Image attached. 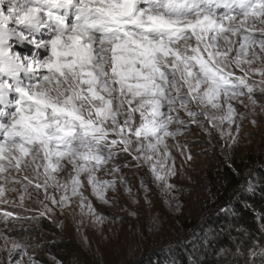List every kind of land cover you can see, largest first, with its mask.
Masks as SVG:
<instances>
[{
	"label": "snow or ice",
	"instance_id": "6c2138e0",
	"mask_svg": "<svg viewBox=\"0 0 264 264\" xmlns=\"http://www.w3.org/2000/svg\"><path fill=\"white\" fill-rule=\"evenodd\" d=\"M13 42L37 51L22 56ZM257 91L264 96V0H0V205L36 213L0 219L25 233L37 217L63 228L58 210L78 217V231L102 226L110 216L94 197L128 224L131 252L142 226L157 234L163 221L148 180L134 190L123 170L147 167L169 212L182 216L187 202L172 181L196 157L179 138L194 124L238 144L243 122L258 124ZM121 189L124 203L110 195ZM33 193L38 210L25 203ZM29 239L0 229V264H37Z\"/></svg>",
	"mask_w": 264,
	"mask_h": 264
},
{
	"label": "rangeland",
	"instance_id": "374dc122",
	"mask_svg": "<svg viewBox=\"0 0 264 264\" xmlns=\"http://www.w3.org/2000/svg\"><path fill=\"white\" fill-rule=\"evenodd\" d=\"M46 33L47 30L42 29L37 38L46 39ZM13 47L22 56H31L33 52L37 51L33 45L27 42L22 44L13 42ZM39 51L41 57H43L45 51L43 49ZM256 98L258 105L255 108V118L258 120V124L253 126L250 120H245L243 122V134L238 144L227 147L225 141L220 139L219 134L215 130H213V135L209 137L197 129L194 124L190 125L188 130L185 131L184 136L179 138L181 142L185 139L189 141V148L196 157L195 165L190 167L189 164H185L184 167L187 171L182 176L178 175L173 178L172 181L180 189L177 192V196L181 202H187V207L182 216L177 217L169 212L168 206L164 203L165 197L152 184L151 175L148 173L147 167L123 170L125 178L131 182L134 190L139 188L140 177L148 180L149 186L152 188L150 195L156 201L155 207L160 211L163 221L162 230L157 234L150 233L148 226H142L140 231L136 233L139 247L133 248V251H127L128 242L132 237L129 236V241H126L125 235L127 233L121 231V229H128V224L121 223L120 220H114V217H111V213L117 210L101 205L94 197H90V199H92L97 210L105 216H110V219L102 226L93 225L88 221L83 226H79L78 231V217L74 221L72 217L60 215L57 210V218L58 221H63V228L57 227L56 224L46 217H37L35 220L24 224V227L29 229L28 233L21 230L20 222L12 220H9L7 225H5L3 220L0 219V229L5 230L7 233L8 229L14 228L20 231L22 237L25 235L33 237V239L28 240V252L37 261V264H135L150 250L161 243L168 242L174 236L177 219H197L200 218L199 214L201 212L205 214L208 211L211 198L210 196L207 199L204 198V189H207L204 176L207 172H213L215 169L222 167L223 164H228L231 159H240L246 156H250L255 163L264 162V112H261L259 107L260 103H264V96L257 91ZM240 110L251 112V109H244L242 106ZM184 118L187 119L186 116ZM224 127L226 129L227 125ZM228 143L230 144L231 142L229 141ZM173 155L176 156V165L179 168L183 157L179 156L175 150H173ZM226 157L228 158L227 163H225ZM121 163H124L122 158ZM101 175L103 176V174ZM61 178H63V175ZM103 178L111 179L112 177L103 176ZM110 195H117L121 199V203L127 200L122 189L118 193H110ZM6 196L9 200L18 201L17 194L6 192ZM197 196L200 197L199 201H197ZM36 198L35 193H33L31 199H26V205L38 210L39 205L33 203ZM39 198L43 199V190H41ZM5 210L21 212L23 215L29 217L36 215L35 212L23 213L22 209H13L10 205H0V218H2V213ZM119 215L125 221L130 219L124 213H119ZM85 238L87 242H85ZM63 240L71 244V250L57 251L55 249V246ZM49 242L52 243V249L46 245ZM6 255V253H0V259H6ZM24 260L25 264H27V257H24Z\"/></svg>",
	"mask_w": 264,
	"mask_h": 264
},
{
	"label": "trees",
	"instance_id": "16d2710c",
	"mask_svg": "<svg viewBox=\"0 0 264 264\" xmlns=\"http://www.w3.org/2000/svg\"><path fill=\"white\" fill-rule=\"evenodd\" d=\"M204 182L211 200L203 217L177 219L174 236L135 264H264V162L231 159ZM6 234L22 237L14 228ZM71 248L66 240L55 246Z\"/></svg>",
	"mask_w": 264,
	"mask_h": 264
}]
</instances>
